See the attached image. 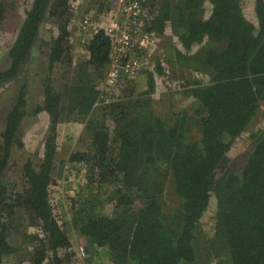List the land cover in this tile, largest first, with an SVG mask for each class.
<instances>
[{"label": "trees", "instance_id": "16d2710c", "mask_svg": "<svg viewBox=\"0 0 264 264\" xmlns=\"http://www.w3.org/2000/svg\"><path fill=\"white\" fill-rule=\"evenodd\" d=\"M73 2L31 0L0 60V88L20 83L5 106L0 132V264L8 255L16 256V264H264V127L249 132L241 170L228 166L230 150L264 101V0H252L254 21L242 0L144 2L145 31L174 32L164 59L185 76L176 97L191 99L166 119L152 107L150 72L124 80L122 90L118 82L111 85L109 103L92 116L110 40L100 28L86 42L76 41L73 23L81 10L101 23L113 3L79 0L74 9ZM4 17L0 0V24ZM46 20L56 30L43 41ZM43 45L49 68L60 64L64 87L54 89L48 69L34 113L46 115L49 133L38 166L24 164L22 186L14 190L4 176L12 148L22 145L21 121L33 115L26 108L31 52ZM157 62L156 71L164 73L166 65ZM69 120L84 123L74 144L70 136L64 143H71L68 159L86 184H79L63 212L48 190L61 144L57 125ZM167 188L173 204L165 203ZM201 232L207 253L202 258ZM18 239L30 247L25 257L14 246Z\"/></svg>", "mask_w": 264, "mask_h": 264}, {"label": "rangeland", "instance_id": "374dc122", "mask_svg": "<svg viewBox=\"0 0 264 264\" xmlns=\"http://www.w3.org/2000/svg\"><path fill=\"white\" fill-rule=\"evenodd\" d=\"M5 3V17L4 20L0 24V60L2 61L4 56L7 55L9 48L11 47L14 39L17 36V33L21 27L22 21L25 18V11L29 7L31 0H3ZM244 6V13L250 14L251 13V6L252 0H242ZM79 4V0H78ZM77 9V7H76ZM79 10V6H78ZM81 10V9H80ZM82 10L78 13L81 14ZM253 21L255 18H253ZM56 30V29H55ZM53 28V23L50 20H46L43 22L40 28V38L45 41L51 38V35L55 32ZM174 32L171 28L167 27L164 36L161 37L159 45L157 46L156 54L154 59L149 61V67L145 68L144 71L140 75L147 74V72L152 73L154 88L153 92L150 95L151 97V104L154 109V112L162 118H167L169 114L174 111H177L180 107H187L190 104V98H182L176 97V92H179L181 89L182 81L184 79V74L179 73L178 71L172 70L169 64L164 59L166 51L164 47L168 48L170 44L175 43ZM78 38V37H77ZM90 39V38H89ZM79 41L80 40H76ZM48 48L43 45V48L36 47L32 50L31 56V72L28 79V90L26 91V108L28 106L29 109L32 108L33 115L25 116L21 121L20 127V140L21 146L14 145L11 150L10 159L8 161L7 166V177L4 176L5 180L11 187V189L17 190L21 188L22 183L20 181L19 172L22 170V166L27 162L33 164V166L37 167L40 161V158L43 154V146H44V139L46 135H48V119L45 114L34 113V106L41 104L42 95H43V79L48 75V69L50 73V78L52 79V85L56 91H62L61 89L64 87V74H60L59 70V63L56 62L52 65V68H49L48 58H47ZM157 61H163V65H166L164 73H158L156 71V63ZM162 63V62H161ZM167 65L169 67H167ZM154 67L151 70V67ZM24 79L27 76L23 77ZM124 79L125 77H121L119 79V88L124 89ZM135 81L134 79H127ZM102 82V81H101ZM20 83L10 82L4 84L0 88V132L2 131L3 125V117L5 113V106L11 104L12 98V91L15 87H17ZM101 84V83H100ZM99 84V87H100ZM127 88L129 85L127 84ZM119 91V90H118ZM108 98V97H107ZM108 101L104 104L109 103ZM41 102V103H40ZM93 105L91 109L92 116L98 110L101 105ZM87 119V118H86ZM85 120V122H87ZM79 121H64L59 123L57 126L59 128L60 133L58 134L61 144L60 147L55 155L54 160V168L52 171V184L49 186L48 194L50 196L51 201L55 204V207L64 212L66 209V205L70 206L73 204L72 198L76 195V192L79 190V184H86V180L80 176L81 170L76 167V165L71 164L70 160L68 159L71 146L70 144L66 145L65 141H68L70 136V141L77 140V138L81 135L83 131V125L80 127L78 125ZM264 127V101L260 103V108L255 117L254 121L252 122L250 128L246 133L243 134V137H240L235 146L230 150L229 156L230 161L228 166L232 170L240 171L245 158L246 154L250 150V143H249V132L253 129ZM63 133L64 139H63ZM74 144V142L72 143ZM78 189V190H77ZM165 203L173 204L175 202V196L171 192L170 188H167L166 194L164 196ZM214 202L211 201L210 208L206 212L205 216L208 214L209 210L213 208ZM71 215V214H70ZM64 218H67L65 215ZM202 231H204V227H202ZM197 244L199 247V256L200 258L206 256V243L203 240V235L201 232L200 237L197 238ZM20 248L21 257H25L27 252L25 247H29L25 243L16 241L14 246ZM30 248V247H29ZM204 251V254L202 253ZM207 258V257H206ZM25 260V258H24ZM74 260V259H73ZM23 261V260H22ZM201 262V259L199 260ZM2 264H16V256L15 255H8L4 258ZM23 264H28L23 261ZM73 264H77L74 263Z\"/></svg>", "mask_w": 264, "mask_h": 264}, {"label": "built area", "instance_id": "2783aa9c", "mask_svg": "<svg viewBox=\"0 0 264 264\" xmlns=\"http://www.w3.org/2000/svg\"><path fill=\"white\" fill-rule=\"evenodd\" d=\"M111 1L113 7L105 21L100 23L92 16L80 14L73 23L80 42H86L100 28L110 40L109 65L94 106L108 101L107 89L119 82L122 76L126 78L124 80L134 79L145 68H150L149 61L154 59L162 37L144 29L143 5L146 0ZM77 3L78 0H74L72 5ZM75 251L81 259L84 248L79 245Z\"/></svg>", "mask_w": 264, "mask_h": 264}, {"label": "crops", "instance_id": "0c3cea01", "mask_svg": "<svg viewBox=\"0 0 264 264\" xmlns=\"http://www.w3.org/2000/svg\"><path fill=\"white\" fill-rule=\"evenodd\" d=\"M249 17L252 19V17H253L252 12L249 14Z\"/></svg>", "mask_w": 264, "mask_h": 264}]
</instances>
